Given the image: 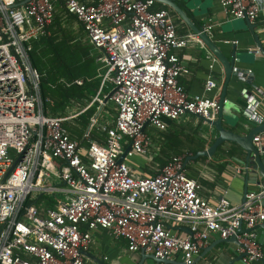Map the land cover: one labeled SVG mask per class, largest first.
Instances as JSON below:
<instances>
[{
    "label": "built area",
    "instance_id": "built-area-1",
    "mask_svg": "<svg viewBox=\"0 0 264 264\" xmlns=\"http://www.w3.org/2000/svg\"><path fill=\"white\" fill-rule=\"evenodd\" d=\"M24 1L0 0V264H86L83 252L93 248L99 229L125 239L130 252L170 261L158 264H195L214 234L236 236L245 264L264 259L255 231L238 233L241 223L249 229L264 223V184L247 192L240 206L225 198L214 205L200 195L201 184L186 168L188 151L149 174H138L129 163L153 150L158 155L154 136L166 132L169 121L217 119L218 79L209 75L205 93L190 95L179 82L190 70L171 53L191 44L207 49L201 37L180 35L170 11L154 9L157 0ZM218 1L231 17L250 22L263 8L262 0ZM59 2L82 25L103 70L93 100L63 116L45 108L30 57L32 42L51 35ZM249 75L240 73L250 82ZM106 84L113 86L108 100L117 108L115 125H100L93 117L106 133L105 143L88 137L83 146L64 123L103 103ZM213 90L215 95L206 94ZM248 95L245 114L257 122L264 116L258 112L264 91ZM254 143L264 154V133ZM40 196L51 203L37 204ZM184 227L189 232L181 233Z\"/></svg>",
    "mask_w": 264,
    "mask_h": 264
},
{
    "label": "crops",
    "instance_id": "crops-1",
    "mask_svg": "<svg viewBox=\"0 0 264 264\" xmlns=\"http://www.w3.org/2000/svg\"><path fill=\"white\" fill-rule=\"evenodd\" d=\"M85 1L89 2L88 0ZM94 1L96 0L90 1L89 3H94ZM177 2L185 10L192 21L195 22V24L200 25L203 28L208 26L212 27L209 35L213 40L217 42V44L227 55L231 54L232 46L236 45L237 53L239 54V59L236 63L237 68H240L247 73L250 71L251 75L249 76H251V83L249 81H244L240 77V75H238L233 77L232 82L229 85L224 106L223 123L225 127L237 131L239 130L240 122L249 126L256 125L248 118H246L245 113L248 105L247 96H250L248 95V92L251 91L252 93H256V89L264 91V51L258 47L254 33L248 26V21L246 19H236L228 15L224 11L222 5L218 0H177ZM262 2L263 8L260 17L257 21L251 23L256 24L255 30L258 32L260 40L264 47V0H262ZM158 3L160 2L157 1L155 6H157ZM58 4L56 13L62 11V9H65L62 4H60V6H58ZM166 9L169 10L170 13L175 17L177 30L180 35L195 33L190 28V26L186 22H184V20L177 12H175L170 7ZM75 20L77 21L76 17ZM77 23L79 24V28L81 30V36H79L80 38L78 37V40L83 41L82 37H85L84 29L80 22L77 21ZM84 40L86 41H83V43H90L86 37ZM257 49H260L259 53L254 52ZM96 53V66L98 76L101 78L102 82L103 70L101 69V63L99 61L100 54L98 52ZM171 53L176 54L180 58L182 63L190 70L188 74H183L179 77V82L184 87L186 92H188L190 95L204 94L205 82L209 75H213L220 82V94H222V88L225 80L224 69L222 64L208 49V47L206 49L198 44H191L184 48H172ZM109 85L111 84H106L103 89V95H106L107 97H109L113 90V86L111 85V92L105 94L104 90ZM244 90H247V96L244 95ZM216 92L217 90H213L207 92L206 94L208 96H213L216 94ZM105 99L106 97H104L103 103H105ZM260 99L261 104L258 108V112L259 114L264 115V95L261 96ZM83 102L84 101L82 99H72L68 105H75L78 110V107L81 105L80 103ZM109 102L110 101L108 100L105 103V106L97 119L100 125L106 124L109 127H114L115 122L109 124L103 119L104 110ZM103 103L98 106V111ZM114 107L117 112V108L115 105ZM70 111L71 110H69V108L67 107L63 115ZM61 114L62 113L58 111V115ZM95 115L93 117H95ZM116 116L117 113L115 114V121ZM71 120L77 121L78 123L77 117ZM75 127L81 128V125L79 124V126ZM97 127L98 126L93 125L89 133H87L86 130L84 136L82 137V140H86L84 144L81 143V138H76L75 140L80 141L83 146H88V137L99 143H105L106 133L99 132ZM176 127H179V130L184 129V132L186 134L198 130L201 137L206 141L205 148H208L217 136L216 130L212 126H210V124H208L204 119L194 115L185 117L177 121H169L168 129ZM92 132L97 133L98 137H94ZM162 134L163 133L157 135L160 145H156L157 147H159V152L161 151L162 141L160 136ZM186 151L189 152L188 149H185L181 153H184ZM242 154L243 150L240 149L239 146L235 144H225L223 147H220L217 150L213 157H205L198 160H193L188 162V164L186 165L190 176L196 179L202 186V188L200 189V195L207 199L211 204L216 205L222 198H225L229 200L232 205L240 206L243 204L246 190H248V192L258 190L260 186L264 184V181L256 182L254 173L250 170L248 171L247 168H244L241 174L236 173V169L239 166L245 167V165L241 161H239V158L242 157ZM140 158L144 159L142 156H137L129 159V163L133 167V169H135L138 174L152 173L151 169H148L149 173H146L145 169L142 170L140 167H137V163H144V161ZM254 231L264 248V228H257ZM180 232L187 233L189 232V229L187 227H184ZM93 238V248L88 252L98 257H105L106 264H137L141 258L140 252H135L137 254L134 253L132 257L128 258L129 260H121L123 246L118 245L117 242H125L127 246V241L125 239H114L106 230L99 229L95 231L93 233ZM221 240L222 238H220L217 234H214L211 237L210 244L208 246H213V248L204 254V251H202L196 258L197 261L195 264H230L232 260L240 255L237 250L238 244H236L235 242H222ZM86 264L96 263L91 257L86 256ZM154 264L158 263L154 261ZM234 264L245 263L243 262V260H237L234 262ZM252 264H262V261H257Z\"/></svg>",
    "mask_w": 264,
    "mask_h": 264
},
{
    "label": "trees",
    "instance_id": "trees-1",
    "mask_svg": "<svg viewBox=\"0 0 264 264\" xmlns=\"http://www.w3.org/2000/svg\"><path fill=\"white\" fill-rule=\"evenodd\" d=\"M61 3L59 2L58 6ZM166 8L169 7L158 3L154 9ZM62 14L75 19L74 16L68 14L66 9L55 13V19L50 26L51 35L42 36L39 40L33 41V50L30 54L32 66L40 76L41 96L45 108L51 106L50 100H53L52 109L55 113L60 110L64 112L72 99H82L86 106L96 95L101 82L96 66L97 53L93 45L83 43L73 32L63 27ZM78 81L83 82L80 84ZM111 90L112 86L109 85L104 90L105 94L110 93ZM99 105L100 103H95L77 117L81 128L64 124L68 131L70 130L69 133L73 139L81 138L82 144L86 142L82 140V137L91 118L98 111ZM114 111L116 114V109ZM92 133L94 137H98L97 133ZM160 138L163 140L161 151L154 157V162L160 167L164 166L173 154H179L185 149L192 154L205 149L206 141L198 130L186 134L184 129L179 130V127L169 128ZM43 201L46 204L51 203L45 196H40L36 203Z\"/></svg>",
    "mask_w": 264,
    "mask_h": 264
},
{
    "label": "water",
    "instance_id": "water-1",
    "mask_svg": "<svg viewBox=\"0 0 264 264\" xmlns=\"http://www.w3.org/2000/svg\"><path fill=\"white\" fill-rule=\"evenodd\" d=\"M30 0H25L23 3H27ZM158 2L169 6L172 8L175 12H177L181 18L186 22L190 28L197 33L203 42L206 44L208 49L215 55V57L219 60V62L222 64L224 73H225V80L222 88V94L220 99V110L219 114L216 120H209L204 119L210 126H212L216 132L217 136L213 143L204 150L198 151L196 154H192L186 158L185 164L187 165L188 162L193 160H198L201 157H213L217 150L220 147H223L225 144H235L240 147V149L243 150L242 157L239 158V161H241L245 167L248 169V171H252L254 173V178L256 179V182L264 181V154L261 153L259 148L254 143V137L258 134L264 133V116L263 119H257L258 121H252L256 125L249 126L247 124H242L240 122L239 130L234 131L233 129H228L225 127L223 123L224 118V106L226 102V96L228 92V88L230 83L232 82L233 77L240 75L244 70L237 68L236 63L239 59V54L237 53V46H232V52L231 54L227 55L221 47L217 44L215 40L211 38L208 32L204 31V28L200 25L195 24V22L192 21V19L187 15L185 10L180 6V4L177 2V0H157ZM248 21V20H247ZM248 26L250 30L254 33L256 43L258 47L264 51V47L262 45V42L260 40L258 32L255 30L256 24L251 23L248 21ZM252 94V92H249ZM109 97H106L105 103L108 101ZM105 103L101 106L97 114L95 115L96 119L100 113L102 112ZM247 112V111H246ZM246 116V114H245ZM247 118V117H246ZM251 121V120H250ZM94 125V120H91L88 128L87 133L90 132ZM131 145H129L125 152L122 154L119 162H122L127 153L130 151ZM13 169V168H12ZM11 169V170H12ZM248 192V190L245 191V194ZM245 201V197L243 199V202ZM257 228H264V223H260L256 225L254 228H244L243 223H241L240 228L238 229V233H244L249 231H254ZM188 231V230H187ZM222 242H235L236 244H239L236 236H233L229 239H222ZM213 246L205 248L203 251L204 253H207L209 250H211ZM83 254L85 256L91 257L96 264H106L105 257H98L90 252L84 251ZM140 260L137 264H146L148 260H153L157 263L164 262L169 263L170 261L167 259H159L154 254L146 253L144 250L140 252ZM243 254L238 255L234 260L230 262V264H234L237 260H242ZM197 261V260H196ZM262 264H264V259L261 260Z\"/></svg>",
    "mask_w": 264,
    "mask_h": 264
},
{
    "label": "rangeland",
    "instance_id": "rangeland-1",
    "mask_svg": "<svg viewBox=\"0 0 264 264\" xmlns=\"http://www.w3.org/2000/svg\"><path fill=\"white\" fill-rule=\"evenodd\" d=\"M88 1L90 2V1H93V0H88ZM62 17H63V19H62L63 27H65L66 29H68L71 32H73L75 34V36L77 37V39H78V37L81 36V33H80L81 30L79 28V24L77 23V21L75 19H73V18H70L69 16L66 17L65 14H62ZM84 39H85V37L83 36L82 40L86 41ZM50 103H51V106H49L47 109L49 110L50 113H52L54 115H58V113H55L53 111V109H52V105H54L53 100H51ZM80 104H81V106H84V103H80ZM68 108H69V110H71L70 113H74L73 110H75V112L79 110V109L77 110L75 105H73V106L72 105H70V106L68 105ZM114 109H115L114 105L109 102L107 107L104 110L103 119H104V121H107V123H109V124L115 122V111H114ZM59 112H61V110ZM61 113H62L61 116H63L64 112H61ZM68 114L69 113H66L65 115H68ZM74 120H76V119H74ZM65 125H71L72 127H75V126H79V123H77V121H72L71 120L70 122H66ZM71 126L69 128L72 130ZM87 128H86V130H87ZM154 141H155V143L157 145H160L157 136H154ZM161 141H163V140L161 139ZM161 145H162V143H161ZM84 146H87V145H84ZM153 153H154V150L151 152V154H149L147 156H144L143 157L144 159L140 158L141 160L144 161V163H137V167H140L142 170L145 169L146 173H149L148 169H152L154 167H158L159 166L158 163L154 162V157H156V155H155V153L154 154ZM9 155L12 158H14V159L17 158V156L15 155L14 150H12V149L10 150ZM145 166H146V168H145ZM117 244L120 245V246H123L122 247V254H121L122 258H121V260L122 259H128V258L132 257L134 252L128 251L125 242H117ZM135 254H137V253H135ZM146 264H154V261L148 260Z\"/></svg>",
    "mask_w": 264,
    "mask_h": 264
}]
</instances>
